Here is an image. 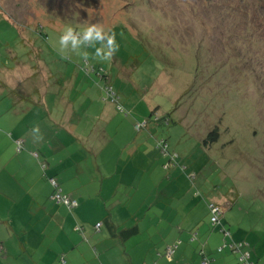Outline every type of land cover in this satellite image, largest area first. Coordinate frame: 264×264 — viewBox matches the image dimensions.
<instances>
[{"label": "rangeland", "instance_id": "1", "mask_svg": "<svg viewBox=\"0 0 264 264\" xmlns=\"http://www.w3.org/2000/svg\"><path fill=\"white\" fill-rule=\"evenodd\" d=\"M208 2L0 0V264H86L91 252L97 264H142L149 252L165 254L179 240V228L192 237L202 228L217 235L211 203L231 208L222 227L264 260V35L254 31L253 7L247 19L240 10L230 19V9L216 8L221 1ZM85 21L117 34L111 61H85L76 53L61 58V31ZM247 21L254 41L249 29L250 38H240ZM101 78L118 93L124 112L103 102ZM29 85L35 92L17 102L15 117L16 92ZM68 100L78 116L73 135L57 128L42 140L55 148L54 157L67 160L70 182L60 187L79 206L73 213L63 208L55 222L34 201L35 187L13 177L30 170L40 196L43 182L54 191L31 164L10 167V129L33 139L38 122L60 124V117L72 116ZM59 104L62 114L43 109ZM11 118L22 120L20 127L10 125ZM105 127L113 140L103 137ZM26 140L40 143L38 136ZM158 140L177 156L171 170ZM51 201L55 210L65 207ZM107 221L119 232L138 227V234L114 238ZM78 252L80 263L69 257Z\"/></svg>", "mask_w": 264, "mask_h": 264}, {"label": "crops", "instance_id": "2", "mask_svg": "<svg viewBox=\"0 0 264 264\" xmlns=\"http://www.w3.org/2000/svg\"><path fill=\"white\" fill-rule=\"evenodd\" d=\"M41 35V34H40ZM10 78V77H9ZM8 77H5L4 81H8L9 80ZM102 81H100V86H99V95H101V98H103V102L107 104V102L114 104L112 101L108 100L106 97L105 92L103 91V89L106 86H109L113 89L112 85L109 84L108 80L106 79H102ZM11 81V80H10ZM24 84H26V82L24 81ZM30 86V85H29ZM24 88V89H23ZM34 86H30L29 89H26L25 86L19 88L16 92V97L15 99H13V103H14V111L15 113V117L20 115V112L17 109V102L18 101H22L23 99H29L30 96L32 95L34 91ZM116 93V92H115ZM118 95V93H116ZM119 101H121L120 96L118 95ZM20 99V100H19ZM67 103L70 105V111L72 116H70V118L68 117H60L59 118V123L57 122H52V123H48L45 124L44 120L43 123L38 122V126H39V130H42L44 126H46V133L44 134V136H42L41 134H39V137L44 138L45 136H48L50 134L51 131H57V128H59V130H69V134L73 135V128H76L78 126V122L76 121V118L78 117L76 115V111L73 109V107L71 106V101L68 100ZM24 105V102H23ZM23 105L22 107H20L21 109H23ZM115 105V104H114ZM43 109L45 110V113H55L58 112L60 114H62V112L60 110H62L61 105H56L55 107L51 108L48 106L43 107ZM107 107L105 108L104 112L102 110V114L98 119H101V121L103 119H105L106 117V112H107ZM55 110V111H53ZM67 110V109H66ZM118 110V109H117ZM42 113V111H41ZM41 113L39 114V116H41ZM52 116H54L52 114ZM74 116V119H73ZM13 118V117H12ZM10 119V125L14 124V125H18L17 123H19L20 121V125L22 123V120H16V119ZM12 120V121H11ZM17 122V123H16ZM69 123V126H64V123ZM130 128L132 126V123H130L128 121ZM75 126V127H74ZM17 127H20L19 125ZM19 129H10V167L15 163L18 162L19 164L23 163H29L31 164L32 168H35L37 171V173L39 172H44L43 167L46 166L45 162L48 164V166H46V175L49 178H55L59 185H62L65 182H70L69 180H67V176H66V164H67V160H58L57 157H54V151L55 148L51 145L45 144L43 143L42 138H40V143L39 145H31L28 143V140L33 141V139L29 138L32 135L29 134H20ZM134 127H133V131L134 132ZM103 137L106 140H113V136L109 130L108 127L103 128L102 131ZM66 135V134H65ZM59 136L58 132L55 134V139H57ZM21 137H25L24 139L19 140ZM26 140V142H25ZM160 140L157 141L156 144V149L157 151L158 149V142ZM23 142V148L21 151H18V143ZM51 147L50 151L49 148ZM40 148L42 151H39V154H36L37 149ZM43 157V160H41V156ZM163 154V153H162ZM164 157H167L169 159V161L167 162V166L166 169L171 170L172 168H174L172 166V161L170 160V157L165 156L163 154ZM152 161V160H151ZM22 163V164H23ZM98 167V166H97ZM188 168H184V173H187ZM14 172V171H13ZM30 173L31 171L29 170V172L27 171L26 173H23L22 171H20L18 173L14 172V174L16 176L13 177H21V179H23L24 181H29V184L33 187H35V189L33 188V191H35L34 194V201L41 206L42 209H44L47 215L50 216V218L52 219L51 221H61V211L63 210V208H65V211H69L66 207H62L60 209H56V207H54L53 203H51V196L53 194V192L51 191V187L49 184H46L43 182V185L45 186L44 189L46 190V193L44 194L41 191V196H40V188H36V186L34 185V183L31 182L30 180ZM119 173V172H117ZM44 174V173H43ZM125 173L123 172V176L122 178L125 177L124 175ZM172 174V173H171ZM110 177V176H109ZM172 177H174V174H172ZM197 178V175L191 176L190 179L192 180V182H194ZM65 192V190H63ZM63 192V193H64ZM33 193V192H32ZM37 195V196H36ZM39 195V196H38ZM10 196H12L10 194ZM68 196L71 199H74L75 201H77L74 197H72V195L70 196L68 194ZM78 202V201H77ZM212 205L215 206H219L222 208L223 214L221 216V224L219 227H221V231H216L219 232L217 235L212 234V235H208L207 232L209 230H207V228H202L200 230V234H196L195 236L192 237V235H190L191 232L187 233L183 230V228H179L180 234L178 235V239L182 242V245L179 247V249L177 250V252L175 253L174 257L172 258V260H168L164 257V254L161 253H157L154 255L152 254V252H149V254L146 255V259L142 262V264H202V260L205 257L209 258L210 260V264H240L239 263V259H238V255L233 253L229 248H224L223 251L221 253L218 252V249L221 247H224L227 244L230 243H240V242H246L250 245L249 242L244 241L243 239H239L236 236L232 235V232L230 230H228L226 227H222V217L223 219L227 216V212L231 209L227 204L225 205H218V204H214L211 203L209 204V210L210 207ZM75 211V210H74ZM211 210L209 211V215L212 218V214ZM11 217V216H10ZM68 222V221H67ZM66 223V222H65ZM99 225V223L97 224V226ZM138 228V227H137ZM101 229V227H100ZM224 230H227L230 232L231 237L230 238H226L222 233ZM82 231V228H81ZM81 231H77V232H81ZM139 231V228H138ZM120 239V238H118ZM121 240V239H120ZM178 240V241H179ZM249 241V239H248ZM176 242V240L174 242H172V244L168 245V247L172 246L174 243ZM203 246V247H202ZM167 247V248H168ZM87 251L90 253V247L88 246ZM250 251L252 253V260L253 262L257 263V264H264V260L262 258H260L257 255V252L254 250L253 246L250 245ZM204 252V255L202 254ZM92 253V260H94V253ZM124 254L127 255V250L124 251ZM70 258H75V260H79L80 263V255L79 252L75 255H69ZM102 258L104 257V253L101 256ZM101 257L99 256L100 260ZM150 257V258H149ZM92 260H88L86 262V264H97V263H93ZM101 263V261H100ZM77 264V263H76ZM82 264V263H81ZM102 264V263H101ZM135 264V263H132Z\"/></svg>", "mask_w": 264, "mask_h": 264}, {"label": "clouds", "instance_id": "3", "mask_svg": "<svg viewBox=\"0 0 264 264\" xmlns=\"http://www.w3.org/2000/svg\"><path fill=\"white\" fill-rule=\"evenodd\" d=\"M116 35L114 31H106L100 23L85 21L79 29L72 25H67L58 37L59 47L57 51L60 53L61 58L65 60L71 58L70 53H76L85 61L90 58L97 59L98 61H111L115 53L119 50ZM89 48L94 49L92 54L86 50ZM33 134L39 137L38 126L33 127Z\"/></svg>", "mask_w": 264, "mask_h": 264}, {"label": "built area", "instance_id": "4", "mask_svg": "<svg viewBox=\"0 0 264 264\" xmlns=\"http://www.w3.org/2000/svg\"><path fill=\"white\" fill-rule=\"evenodd\" d=\"M103 91L106 94V97L108 100L112 101L113 103L118 104V110L123 112V108L119 105V99L114 93L113 89L109 86H106ZM147 124L144 125H138L136 127L137 131H141L143 127H145ZM23 148V142L18 143V151H21ZM158 149L165 155L170 157V160L173 162L172 166H175V161L177 159V156H174L170 153V148L167 143V141L162 140L158 142ZM44 171H46V166L43 167ZM49 182L51 186L54 189V194L52 196V200L57 202L58 204H63L66 206L71 212L74 211L76 208H78L79 204L77 201L71 199L68 196H64L62 194V190L58 184V182L51 178L49 179ZM211 214H212V224L214 227H218L220 223V217L223 214L222 208L219 206L212 205L210 207ZM97 228H100V225L97 226ZM76 231H81L80 227L76 228ZM223 234L226 238H230L231 234L229 231L224 230ZM180 243L176 244L172 248H169L168 250V259L172 260L173 255L175 254V251L178 249ZM224 248H229L233 253L238 255L239 263L240 264H257L253 262L252 260V253L250 251V245L246 242H240V243H230L225 245L224 247L218 249V252L221 253ZM204 255V252L202 253ZM202 264H210L209 258L205 257L202 260Z\"/></svg>", "mask_w": 264, "mask_h": 264}, {"label": "trees", "instance_id": "5", "mask_svg": "<svg viewBox=\"0 0 264 264\" xmlns=\"http://www.w3.org/2000/svg\"><path fill=\"white\" fill-rule=\"evenodd\" d=\"M207 1H210L208 2V4H214L215 3H219L221 1V3L216 7L218 10L220 11H227L228 9L231 10V13L228 14L230 16V19L235 17L236 15H234V10H240L243 12L244 15H246V19L248 18V16L250 15L248 10H249V7L252 8L253 7V10H254V16L252 18V25L254 29V31H260L259 33H262L264 35V33L262 32V30H260L261 28H264V0H214L213 2L211 0H207ZM209 7V6H208ZM257 10H260L261 13L259 14H256V11ZM223 19H225L223 17ZM229 23H231V21H229ZM250 23L249 21H247V25L245 27V29L247 30H242L241 31V35H240V38L242 40L246 39L247 37L250 38L248 36L249 34V30H251L253 32V29L251 28L250 29ZM249 29V30H248ZM247 32V34H246ZM225 32H223V34H225ZM256 33V32H255ZM257 34V33H256ZM254 32H253V37L250 38L252 39V41H254ZM236 43V42H235ZM124 112V111H123ZM48 178V177H47ZM51 179V178H48V180ZM55 179V178H53ZM56 180V179H55ZM57 181V180H56ZM58 182V181H57ZM50 183V182H49ZM59 184V183H58ZM60 186V185H59ZM61 188V187H60ZM53 194H54V191H53ZM52 194V196H53ZM52 196H51V199H52ZM69 197V196H68ZM74 200V199H73ZM63 205V204H62ZM66 207V206H65ZM67 208V207H66ZM68 209V208H67ZM69 210V209H68ZM70 211V210H69ZM71 212V211H70ZM74 211H72L71 213H73ZM221 218V217H220ZM211 223H212V218H211ZM220 223H221V219H220ZM1 224V223H0ZM106 224L109 226V230L111 231V235L114 237V238H120L121 240H127V239H130L131 237L135 236L136 234H138V228H134L133 230H130V229H127V230H123L122 232H119L117 227L112 223V221H107ZM213 226V224H212ZM220 226V225H219ZM221 231V230H220ZM227 231V230H226ZM222 232V231H221ZM223 234V233H222ZM224 235V234H223ZM180 243L179 247L182 245V242L179 240V241H176L172 246L168 247L165 251V254H164V257L166 259H168V250L169 248H172L173 246H175L176 244ZM178 247V249H179ZM222 248V247H221ZM177 249V250H178ZM220 249V248H219ZM177 250L175 251V253L177 252ZM175 255V254H174ZM173 255V257H174ZM169 260V259H168ZM63 262V260H62Z\"/></svg>", "mask_w": 264, "mask_h": 264}]
</instances>
